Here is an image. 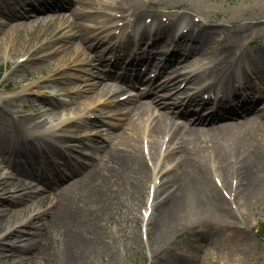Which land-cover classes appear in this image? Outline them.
Listing matches in <instances>:
<instances>
[{
	"label": "bare ground",
	"instance_id": "obj_1",
	"mask_svg": "<svg viewBox=\"0 0 264 264\" xmlns=\"http://www.w3.org/2000/svg\"><path fill=\"white\" fill-rule=\"evenodd\" d=\"M125 1L0 0V60L5 64L8 62L7 55H11L9 59L14 56L16 59L22 54L27 57L28 65L31 62L34 63L31 73L23 72L22 79L15 82L14 88L20 87L22 83H27L31 78L40 76L36 84L23 85L26 86L23 92L38 94L37 87L45 82L41 80L45 75L48 78L47 84L50 87H55L57 83L70 84V81L80 80L76 71L86 74L84 76L90 75L85 78L86 82L90 79L94 80L91 78V76H95L92 70L100 71L99 69L104 68L105 65L101 63L103 60L100 59L99 67L95 68L92 62L96 61L95 57H100L97 56L98 47H101L100 41L108 36H103L109 31L108 27L116 24V20L122 22L129 17L133 19L134 24H137L144 17L139 1L127 0L126 7L123 5ZM72 2L74 5L71 4ZM64 5L66 6L64 7ZM261 6L264 7V5ZM89 7H91L90 10ZM63 8L65 12H62ZM107 9L117 10V12L112 13ZM176 17L181 25L184 23L182 26L179 25L177 32L185 26L189 27L190 32L178 36L177 43L174 44L175 50L169 57L171 62L181 59L183 62L178 65L191 67L199 64L200 57L217 58L221 53L218 59L221 61L225 58V54L234 53L245 36L243 34L244 27L252 23L253 17H261V14L256 16L252 13L240 20H227L220 23L218 29L210 27L213 19L205 20V14L199 12L187 10L181 15L176 13ZM147 20L151 21L154 26L149 28L147 25H143L142 30L137 33L134 46L130 39L118 42L112 51L116 53L119 52L117 49H120L123 55L115 56L116 63L109 66L108 71L103 72L100 81L91 82L88 84L89 88L78 91L74 95L81 96L82 93H90L88 96H82V100L85 101L93 98H96L97 101L100 99L109 101L116 98L122 88L113 81L103 82V80L115 79L114 69L123 71L120 66L123 65L126 50H129L132 56L125 68L129 65L132 67L124 69V73L119 77L122 79V83L130 78L131 81L126 86L133 87L132 81L140 79L138 77L139 64L143 62L144 66H149V57L143 58L139 55V46L148 38L153 40V47L157 40L161 41V35L173 32V23L165 25L157 16H151ZM84 21H90L93 25L85 24ZM205 25H208L210 29L205 28L207 27ZM21 34H24V37L27 36L29 41H25ZM221 34L225 37L217 40L218 35ZM257 34L259 33L257 32ZM126 37L130 38L131 36L128 34ZM184 40L188 42L185 45L181 44ZM86 42L91 43L88 48L89 52L80 49L85 50L83 45L85 46ZM103 51L104 49L99 53L102 54ZM239 52L244 54L242 50ZM134 57H136L135 60H132ZM165 65L164 63L159 69L160 74L166 69ZM68 68L75 71L76 74L67 72ZM201 74L214 77L219 74V71L206 69L201 71ZM201 74H196L191 70L190 74L185 75L187 83L199 79ZM253 74L258 76L260 85H263L264 70L254 66ZM173 86L172 80L165 81L163 88L155 84H147L148 88L143 91L142 96H152L149 100L155 103L158 112L151 110L148 101L141 97L132 98L133 101H128V103L116 102L103 105L113 108L111 110L114 111L110 110L109 113L116 114L117 119H120V124L110 125L101 118L94 121L89 127L95 128L104 123L110 129L118 127L120 130L108 135L106 139L110 143L109 145L104 147L97 145V158L101 157L102 163L100 172L97 171V166H93L84 170L80 179L69 180L71 172L63 175L48 160L47 164L50 169L47 172L44 168H41L40 171L37 168L26 173L32 182L42 187V191L32 193L24 192L22 185L17 183L14 185L10 179L0 175V194L6 192L12 196L7 202L8 204L0 203V232L2 229V231L7 230V234L0 241L8 243L11 237L19 234L20 231L16 224L5 223L11 221L27 201L34 200L32 202L35 205L46 204L44 211L47 213V219L39 226H35L34 231L27 233L29 236L25 235L27 237L25 242L18 241L17 245L9 243L6 246L0 245V255L5 256L2 259L0 257V260L3 261L9 257L13 264H84L87 255L92 250L96 247L101 248L99 243L94 242L95 230L100 226L105 213L132 204L137 196L144 193L145 186L149 185L150 173L139 149L143 137L147 139L150 155L157 152L164 136L168 137L166 150L168 151L169 146L174 144L173 151H175L173 152L174 158L171 153H167L162 159L166 163L171 160L173 167L170 171L159 173L160 184L157 189L165 196L159 203L154 204L150 214L152 216L155 213L159 218V223L147 224L148 231H152L153 244L162 243L164 237H167L169 233L173 235V230L185 224L183 222L186 220L193 222L196 217L205 213L208 216L219 217L224 212L223 210H227L226 202L215 192L217 188L209 181L208 173H206L207 168L203 161L205 155L217 164L220 176L226 175L227 180L229 177V185L232 180L230 176L235 179L236 206L249 207L261 201L264 202V118L260 110L256 109V103L259 102L256 94V99H252L247 83L243 86V91L248 96L246 95V99L238 107L240 116L238 117L234 111L229 109L231 113L225 114L226 119L230 120L228 123L218 124L216 122L221 117L211 115L196 116L193 122L186 125L184 123L188 119L185 116L186 112L178 111L180 109L178 105L165 98L166 90ZM2 88L4 89V87ZM60 90L62 88L58 86L55 89L52 88L48 94L56 95ZM171 92L173 91H169V93ZM43 100L49 99H38L37 108L30 105L25 106V108H31L32 116L17 115L15 117L11 112L0 108V155L7 158L8 164L15 171H20L23 165L27 166L29 170L32 164H41L42 155L59 148V143H46L42 139L43 136L49 139V134L55 132L43 131L44 133L32 137H29L32 134L28 133L19 142L18 150L7 151L8 141L13 138L14 133L19 134L25 130L38 133V129L42 128L44 124H48L51 119L50 113H52L49 106L53 102ZM250 100L252 102L248 103ZM3 102H7V100H3ZM53 104L57 105L56 102ZM218 109L220 108L218 107ZM99 111L105 116L106 113L103 109ZM54 139L57 142L59 137ZM31 141L35 142V148L30 144ZM232 161L233 164L227 163ZM67 162L64 159V163L67 164ZM67 180L69 181L66 182ZM108 181L114 184V190L110 191ZM78 192L81 194L80 197L86 193L87 198L84 202L76 198ZM157 194L155 191L154 198ZM146 210L147 208L144 210L143 219L149 215ZM27 224L24 223L22 228ZM189 224L208 225L205 220ZM52 233L56 239L54 236L52 237ZM21 247L26 248L20 249ZM172 263L165 260L156 264Z\"/></svg>",
	"mask_w": 264,
	"mask_h": 264
},
{
	"label": "rangeland",
	"instance_id": "obj_2",
	"mask_svg": "<svg viewBox=\"0 0 264 264\" xmlns=\"http://www.w3.org/2000/svg\"><path fill=\"white\" fill-rule=\"evenodd\" d=\"M137 1H139V4L141 5L140 8L143 11L144 17L157 16L158 19L161 17H176V13L181 15L184 11L192 10L194 12L205 14V20L208 18L213 19V23L210 24L211 27H216L220 23L226 22L227 20H240L246 15L254 13L257 16L260 13L261 17H253L254 20L252 23L249 26L244 27L243 34L245 37L242 38L241 41L246 39L247 35L250 33V31H252V29L257 28L259 31L262 28L264 29V7H260V5H264V0ZM71 4L74 5V2ZM123 5L125 7L128 5L127 0L123 3ZM175 7L177 8L174 11ZM88 9L90 10L91 7ZM107 10L113 12L111 9ZM84 23H87L90 26L93 25L87 21ZM217 28H219V26ZM24 36V34H21V37L24 38L25 41H29V38ZM261 39H263L264 43V31L262 32ZM252 49L253 50H250L249 54L258 49V45ZM159 55H161V53H155V56L159 57ZM105 58L108 59L109 54L106 55ZM260 59L261 58H259V60ZM12 61L13 57L12 60L6 64L0 60V108L11 112L15 117L17 115L24 114L32 116L31 108H24L21 110L18 105V101L21 105L24 104L25 101H29L33 106H36L37 103L34 102V100H32L30 97L24 100L22 94L20 93L22 91V87L15 89L14 84L16 81L22 79L21 76L23 75V72L31 73L29 70H31L34 63L31 62L29 65L26 64L25 68L24 66H20L18 69H13V66L10 65ZM259 62L260 63L257 65L263 66V62ZM68 72L70 74L77 73V75L80 77V80L70 81V84L58 83L56 85L62 88L58 94L64 93L66 96L63 97L64 102L62 105L56 107L55 110L52 111L54 116H52L53 119L50 121V123L52 122V126H54L60 119H67L68 125L65 126L68 127L62 129L59 134L66 135L69 132L77 134L80 132V135H87L86 139L84 140L85 144H88L90 143L89 141H92V144L90 145L93 146L91 148L82 146L83 149H88V151L85 153L83 152V154H90L88 155V158H82V161H84L83 164H88L87 166L83 167L76 176L71 177L70 180H72L73 178L81 177L84 169L97 166L98 172L102 170V163L100 161L101 157L98 159V154L95 153L96 143L94 142V138H99V140H101L100 144H102V147H104L105 145L110 144L106 139L108 135H110V133L114 134L120 130L118 128L108 129L106 125L101 127L97 126L94 128L95 130L86 129L87 125L92 124L88 123L91 120L88 121L85 119L86 113L89 112L88 114L90 115L91 113L92 117H100L104 119L103 121L116 125L120 124V119H110L108 116L101 117L98 111L92 112L91 109L93 107L96 109L100 108V104L97 102V99L93 98L91 100L85 101L82 100V96H88L90 93H82L81 96L74 95V93L82 91L85 88H89L90 86L88 84L93 81H84L83 78H86L87 76H84V73L82 72L77 71L75 73L73 70H68ZM33 82L34 81H32V83ZM2 87L8 91H4ZM37 90L40 91V94L45 93V91L48 92L46 85H41V87ZM13 99H15V101ZM3 100H7V102H3ZM262 101H264V99H262ZM102 108H104L106 114H109L110 109H112L111 107L107 106ZM48 126L47 129L52 128V126L50 128H48ZM88 138H90V140ZM171 147L174 149V144ZM173 152L175 151L172 150L171 156L174 158L175 156ZM0 160H2L0 163V175L5 174L4 176L10 178L13 181L16 178L21 177L17 172H12L14 169L10 168L6 160L3 158H0ZM203 161L206 165L207 161L211 160L209 157H207V155H205ZM171 162L172 161L170 160L169 162L163 164L162 168L167 170L172 166L168 165ZM227 163L229 164L232 162ZM215 166L217 167L216 163L214 167ZM209 170L210 167L208 166L207 173ZM211 170L209 172H212ZM219 179L225 190L224 192L221 190L217 191L224 198L227 204H229L230 201L228 203V199L226 198L229 193V188H227V186H229V177L227 180L226 175H221V177L219 176ZM107 183L110 187V191L115 189L112 182L108 181ZM232 188L234 189V186ZM217 191L215 192L217 193ZM80 196L81 194L78 192L76 198H79L82 202H84L87 198L86 193L83 194V197ZM11 198V194L6 192L1 193L0 203L8 204L7 202ZM160 199L161 197H159L157 201ZM30 202L31 201H27L24 203L21 211L13 216L11 221L5 223L8 225H13L17 219L26 215L24 223L28 222V224L24 228L19 229L20 233L17 235L21 236V240L23 241L27 240L24 238L27 233L34 231L35 226H39L40 223L47 219V213L45 211H40V209H43L44 206L38 205L36 207ZM145 206V195L142 194L140 197L137 196L133 203L126 207L122 206L116 210L113 209L107 211L100 222V226H98V229L95 230L94 242L99 243L101 248L96 247L94 250H92V252L87 255L84 264H142L146 258H151L147 261V263H150V261L157 262L161 260V258L170 261L171 259L175 258L176 254H181L184 259L193 260L195 264H264V239L263 241H260L255 234V228L260 224L264 225V202L262 201L249 207H235L233 210H231L229 207V212L231 213L230 218H228L229 213L226 212L224 214V218L216 217L218 220L212 215L208 216L206 213L200 217H196L193 222L186 220L183 222L185 225L204 220H206V223H212L213 225L200 226L198 228L189 227L186 231H184V233H180L181 235L179 234L178 237L175 236L174 233L173 235L169 233L167 237H164L162 243L159 244L152 243L154 240L151 239L152 231H148L149 226L147 227V234L145 236L144 224L141 221V213ZM34 209L38 211V215H36L33 219L28 220V216L33 214ZM148 223H159V218L155 213L152 214ZM180 227L181 226H178L177 228ZM177 228H175L173 232H175ZM53 233L51 235L56 239ZM17 236L11 237L8 240V243L16 244L19 241ZM8 243L7 241H0V245L2 246H6ZM25 248L26 247H21L20 249ZM0 257L2 259L5 256L0 255ZM0 263L13 264V261L9 257H6L5 260H0Z\"/></svg>",
	"mask_w": 264,
	"mask_h": 264
}]
</instances>
